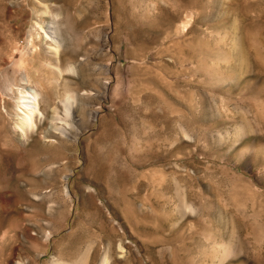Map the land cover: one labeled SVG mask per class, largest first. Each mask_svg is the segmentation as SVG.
<instances>
[{
	"label": "rangeland",
	"instance_id": "374dc122",
	"mask_svg": "<svg viewBox=\"0 0 264 264\" xmlns=\"http://www.w3.org/2000/svg\"><path fill=\"white\" fill-rule=\"evenodd\" d=\"M0 264H264V0H0Z\"/></svg>",
	"mask_w": 264,
	"mask_h": 264
},
{
	"label": "bare ground",
	"instance_id": "6f19581e",
	"mask_svg": "<svg viewBox=\"0 0 264 264\" xmlns=\"http://www.w3.org/2000/svg\"><path fill=\"white\" fill-rule=\"evenodd\" d=\"M54 23V22H53ZM189 23V21L187 22ZM186 23V24H187ZM55 24V23H54ZM51 27V26H49ZM48 27V28H49ZM184 27V26H183ZM186 27V26H185ZM183 31V30H182ZM45 32V31H43ZM51 33V32H50ZM55 33V30L53 31V34ZM46 39L49 40L51 38L52 35L50 34H47L46 32ZM54 42V41H53ZM54 52H55V55H54V58H55V62H56V66H57V70L60 71V74H61V70L60 68L58 67V65L60 64V52L57 48H54L53 49ZM15 63V62H14ZM17 63L21 66V68L23 69V71L26 70L27 68V64H28V58L26 57L25 53L24 52H21L20 53V56L17 60ZM46 68V67H45ZM48 68H46V71H47ZM53 69V68H52ZM51 70V69H50ZM54 70V69H53ZM55 71V70H54ZM53 71V72H54ZM63 73V72H62ZM27 74V73H26ZM40 74V73H39ZM59 74V75H60ZM25 75V74H24ZM41 75V74H40ZM26 77V80H27V83L29 82V79L27 78L28 76L25 75ZM45 78V75L44 77ZM42 77L39 78V84L40 85H44L41 83V80L44 81ZM47 78V77H46ZM48 79V78H47ZM46 79V80H47ZM49 81V80H48ZM27 83H22V85H28ZM47 83V82H46ZM65 83V82H64ZM50 84V83H49ZM39 85V86H40ZM26 87V86H25ZM41 87V86H40ZM49 87V86H48ZM23 88V87H22ZM22 88H18L17 86V91H19V98L18 100H16L17 104H18V111L20 114H22V116L20 117V121H19V124L17 125L18 127V131L20 132L21 136L22 137H26L28 136L27 135V132L30 130H32L33 128H35V121L37 119V116H41V108H40V102H39V93H37V91L34 89L32 91L28 90V89H22ZM16 91V92H17ZM18 93V92H17ZM17 96V95H16ZM18 97V96H17ZM52 102V101H51ZM63 102V101H62ZM65 102L64 101V106H65ZM67 106H65L66 108ZM57 109V108H56ZM55 108H53V110H56ZM54 112V111H53ZM20 116V115H18ZM74 130V128L72 129ZM75 132V131H73ZM57 134V133H56ZM77 134V133H76ZM22 139V138H21Z\"/></svg>",
	"mask_w": 264,
	"mask_h": 264
}]
</instances>
